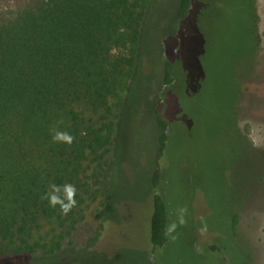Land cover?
<instances>
[{
    "label": "trees",
    "instance_id": "16d2710c",
    "mask_svg": "<svg viewBox=\"0 0 264 264\" xmlns=\"http://www.w3.org/2000/svg\"><path fill=\"white\" fill-rule=\"evenodd\" d=\"M149 4L0 0V257H50L91 239L90 225L101 222L106 207L108 156ZM163 42L173 50L188 46L193 59L167 60L164 86L183 84L193 99L208 87L216 109L233 124L245 98L242 86L259 76L255 0H178ZM182 115L176 122L186 128ZM156 123L159 161L175 123L159 116ZM55 131L71 134L72 144L54 143ZM161 174L156 169L152 182L148 241L152 253L162 255L173 215ZM52 183L76 188L77 205L67 215L41 199ZM238 218L236 210L227 217L231 238L239 234ZM212 232L220 237L209 250L219 253L224 233ZM250 250L246 260L253 264Z\"/></svg>",
    "mask_w": 264,
    "mask_h": 264
},
{
    "label": "rangeland",
    "instance_id": "374dc122",
    "mask_svg": "<svg viewBox=\"0 0 264 264\" xmlns=\"http://www.w3.org/2000/svg\"><path fill=\"white\" fill-rule=\"evenodd\" d=\"M177 6L178 0H150L108 156L106 207L101 222L90 225L91 239L50 257H0V264H249V247L253 264H264V0H255L259 76L242 86L245 98L233 124L216 109L208 87L203 98L193 99L183 84L164 86L167 60L184 56L193 64L188 46L173 50L163 42ZM178 114L186 128L176 122ZM158 116L175 123L159 161ZM156 169H162V194L176 224L162 255L153 254L148 241ZM235 210L239 234L231 238L227 217ZM218 229L226 246L211 254Z\"/></svg>",
    "mask_w": 264,
    "mask_h": 264
},
{
    "label": "clouds",
    "instance_id": "9594fccd",
    "mask_svg": "<svg viewBox=\"0 0 264 264\" xmlns=\"http://www.w3.org/2000/svg\"><path fill=\"white\" fill-rule=\"evenodd\" d=\"M51 139L54 143L65 145H70L73 142V136L66 131H55ZM75 195L76 188L72 184L57 185L52 183L41 199L47 200L49 207L58 208L61 215H67L77 205V201L74 199ZM180 223H183V221L181 220ZM175 228L176 224H171L167 229L168 233H172Z\"/></svg>",
    "mask_w": 264,
    "mask_h": 264
}]
</instances>
